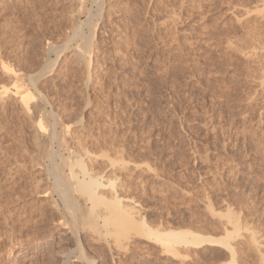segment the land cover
Masks as SVG:
<instances>
[{
  "label": "rangeland",
  "instance_id": "rangeland-1",
  "mask_svg": "<svg viewBox=\"0 0 264 264\" xmlns=\"http://www.w3.org/2000/svg\"><path fill=\"white\" fill-rule=\"evenodd\" d=\"M77 2L0 0V264H60V252L75 248L34 189L50 165L36 164L40 121L47 150L67 157L59 138L74 137L69 148L119 180L152 228L228 232L237 264H264V0ZM91 31L86 68L73 49ZM25 92L41 112L25 111ZM82 236L95 264H231L220 247L181 246L175 257L146 239L110 251Z\"/></svg>",
  "mask_w": 264,
  "mask_h": 264
},
{
  "label": "bare ground",
  "instance_id": "bare-ground-1",
  "mask_svg": "<svg viewBox=\"0 0 264 264\" xmlns=\"http://www.w3.org/2000/svg\"><path fill=\"white\" fill-rule=\"evenodd\" d=\"M80 1L81 2H79V0H78L77 3H83V0H80ZM84 3L82 6H84ZM80 8H82V7H80ZM80 10H82V9H80ZM76 21H74V23ZM94 27L92 28V30L94 29ZM76 28H78V27H76ZM94 30H96V28ZM78 31H81V30H78ZM91 32H89L90 33V34H88L89 36L87 35L88 37L86 35H83V33L81 32L80 34H82L84 37L85 36L87 37V38L86 37L84 38L82 35H80V37H82V40L83 39L85 40L81 43L82 45L84 44V46L82 48V47H80V45L78 46V44H76L81 49H79V48L75 49V47L77 48V46H74V49H73L74 52H75V50L77 52L75 54H78V57H80L81 60H83V62L86 64L85 65V66H87L86 68H89L90 63H91L90 57L88 58V55H89L88 50L91 49V47L94 45L93 37L94 38L96 37V36H94V33L93 32L91 33ZM75 34H77V33H75ZM97 34H99V33H97ZM95 35H96V33H95ZM75 36H77V35H75ZM77 38H79V37H77ZM77 38H75V40ZM72 39L73 38H71V40ZM75 40H74V42H75ZM79 41H80V39H79ZM79 41L77 39V42H79ZM79 44H80V42H79ZM92 49H93V47H92ZM87 70H89V69H87ZM38 75L39 74H37V78H38ZM40 76H42V74H40ZM37 78H32L31 79L32 83H35L38 80ZM22 96H23L22 98L25 99V101H26L25 102L23 100V102L26 103V104H24L25 111L29 112V110L34 109V105H38L37 107L41 108V109H39V108L38 109L43 110V108L40 107L41 104H39V102H37L38 100H36L39 98H37L34 95L32 96L30 93H26V92L22 93ZM33 100L35 101V103ZM32 103L34 105H32ZM36 108L33 111L37 110L38 113L41 112ZM27 115H28V113H27ZM53 115H55V114H53ZM35 116H38V114ZM44 116H42V117H44ZM45 118H47V117H45ZM43 119L44 118H42V120ZM47 119H49V117ZM40 122L35 124V129L38 132V135L40 137V138L38 137L39 139L37 138L38 140L36 141V146L38 147V150L40 153H38L39 159L36 158L37 163L36 162L35 163L38 164L39 166H43L45 164L44 161L46 158V160H49L48 163L50 165L48 166V169L46 168L47 171L44 170V173H42L43 172V170H42V172H40L43 175L41 174L42 177H40V179L37 180V183H34V184H36V188H34V189L37 190V191L36 190L35 191L37 194H39V196L41 194V196H43V197L44 196L48 197L46 199H49V202H48L49 205H51V207H53L55 213H57L58 215L61 216V218L60 219L57 218V219H59V220H57V219H55L56 217H54V215H53L52 220L56 221V223L59 222V225L62 228L68 230L69 234L71 233L73 235V239H74V243H75L74 249L68 250L69 249L68 248L66 251H62V252H60V250H59V252L61 253V257H62V259H61L62 261L60 264H72V262H84V263H88V264H95V260L90 259L83 252L84 251L83 250V238H82L83 237L82 236L83 231L84 232L86 231V233L90 232L92 234L91 238L94 237L93 241L95 240L96 243L103 242V241L107 242L109 244L108 249L110 251H113L114 248L118 251L128 250V248L134 242L135 239H146L149 242H156V243L160 244L162 246L161 248H163V250H164V253L173 255L175 257L179 255L178 254V248L181 246L188 247V248H201L204 246H208L210 248L220 247V248H222V250H225L230 254V257H231L230 263L231 264H237V261H236L237 252H236L235 245L233 243L231 233L226 232L224 236L211 237V236H203V235H200L199 233H195V232L189 231V230H176L175 231V230H161V229L152 228L147 223V221L144 217L140 218V215H139L140 211L138 212V210L136 209L137 207H135V204H133V202L126 197L125 191H124L125 188H123L124 185L121 184V182L119 180H115L114 182H111L109 179L106 178V176L104 174H101V173L97 174L94 171H91L90 168L88 169L86 164H85V161H86L85 158L82 157L81 154H78V152H75L76 150L73 151L69 148V146H68L69 143L67 144V140L68 139L70 140L71 137L70 138L68 137V139L66 140V138H67L66 137L67 134H65L66 132H64V134H62V136L60 138L58 137L59 138L58 149L61 151L63 150L62 152L67 153L68 154L67 157H65L63 155L64 153L63 154L58 153V152H56V150L55 151H52V150L49 151L50 149L47 150L46 146L50 142V137H48V134H49L48 131L49 130L47 131V133L45 132V130L49 129V128H47V126L45 124L40 123ZM55 122H57V120ZM41 124H43V125H41ZM44 125L46 126V128H44L45 127ZM80 125H81V123H80ZM55 127L52 126V128L54 129L52 132L53 134L55 133ZM78 130H79V128H78ZM73 138L71 139L72 142H73ZM54 140H55V138H54ZM49 146H48V148H49ZM52 146H53V143H52ZM51 149H53V148L51 147ZM38 150H37V152H38ZM24 151H26V148ZM36 153H35V155H36ZM87 153L88 152H86V155L84 154L87 159L95 160V159H92V157H91L92 155L90 156ZM100 156L101 157H99V156H94V157H96V159L102 158L103 160L106 161V164H109L107 166L115 167V165H114L115 161L114 160H111L106 155L105 156L100 155ZM35 163H34V165H35ZM86 163H87V161H86ZM6 164H7V162H6ZM4 167H6V166H4ZM122 168L124 171H126V170L128 171L130 168V163L124 164ZM39 176H40V174H39ZM39 176H38V178H39ZM49 182H50L51 187H49V188L46 187L47 189H43V191L42 190L40 191V189L42 188L41 184L44 183L46 185ZM8 187H10V186H8ZM21 199H22V197H21ZM16 201H14V202H16ZM1 204H0V211L3 212L4 208L1 206ZM11 205H12V203H11ZM5 210H7V208ZM233 214H232V212H229V213H227V215H225V218L229 224H232L234 226V228L236 230L235 235L241 237L242 236V235H240V229H241L240 227L241 226L239 224L240 220H238L237 219L238 217H235V215H233ZM227 217H228V219H227ZM224 230H225V227H224ZM108 236H109V238L111 236L112 239L110 238L109 240H112V243H110V241L107 240ZM255 237L254 236L251 237V242L253 243V245H256V247L258 248L257 251H259L261 249V248H259V242L260 241L258 242L257 240H259V239H256ZM260 246H261V244H260ZM261 253H262V251H261ZM56 254H57V252H56Z\"/></svg>",
  "mask_w": 264,
  "mask_h": 264
}]
</instances>
